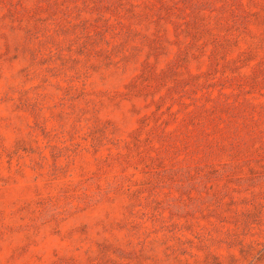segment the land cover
Segmentation results:
<instances>
[{"label":"rangeland","instance_id":"1","mask_svg":"<svg viewBox=\"0 0 264 264\" xmlns=\"http://www.w3.org/2000/svg\"><path fill=\"white\" fill-rule=\"evenodd\" d=\"M0 264H264V0H0Z\"/></svg>","mask_w":264,"mask_h":264}]
</instances>
